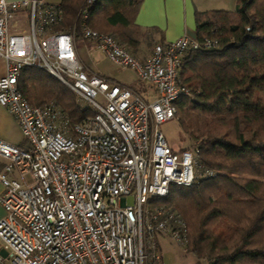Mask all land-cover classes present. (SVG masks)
Returning a JSON list of instances; mask_svg holds the SVG:
<instances>
[{
  "label": "built area",
  "instance_id": "1",
  "mask_svg": "<svg viewBox=\"0 0 264 264\" xmlns=\"http://www.w3.org/2000/svg\"><path fill=\"white\" fill-rule=\"evenodd\" d=\"M89 8L63 30L60 4L0 0V60L6 63L0 106L28 143L0 139V241L8 253L0 264H164L160 238L184 248L188 227L172 208L155 202L171 186L216 176L200 165L196 146L174 151L161 130L178 119V101L191 95L180 76L185 55L201 47L197 38L156 44L143 63L113 36L88 26ZM21 13H27V29ZM80 38L94 42L116 66L135 70L157 98L148 102L131 87L88 73L77 51ZM26 68L49 73L91 115L72 125L53 104L32 106L18 86Z\"/></svg>",
  "mask_w": 264,
  "mask_h": 264
},
{
  "label": "trees",
  "instance_id": "2",
  "mask_svg": "<svg viewBox=\"0 0 264 264\" xmlns=\"http://www.w3.org/2000/svg\"><path fill=\"white\" fill-rule=\"evenodd\" d=\"M88 1L61 2L62 29L73 27L89 6L88 26L113 36L136 57L139 41L147 37L135 21L142 0ZM195 17L201 47L183 59L180 77L191 95L178 101L177 117L200 165L216 176L191 187L171 186L155 204L172 208L186 222L183 249L199 264H264V0H239L235 11H197ZM207 40L217 47H206ZM51 78L26 68L19 90L32 106L53 104L70 124H80L90 111Z\"/></svg>",
  "mask_w": 264,
  "mask_h": 264
},
{
  "label": "crops",
  "instance_id": "3",
  "mask_svg": "<svg viewBox=\"0 0 264 264\" xmlns=\"http://www.w3.org/2000/svg\"><path fill=\"white\" fill-rule=\"evenodd\" d=\"M46 1L54 5L61 4L59 0ZM197 11H211L207 0H142L141 8L135 21L141 31L146 32L147 37L139 41L136 58L145 63L151 58L156 44H168L184 35L197 38L195 17ZM18 20L22 23L23 29H26L27 13H21L18 16ZM79 43L85 46L87 56L90 58L89 67L86 66L80 55ZM77 51L88 73L100 75L121 85L131 87L148 102H152L157 98V92L153 85L141 80L135 70L131 68L123 69L113 64L94 42L78 40ZM5 74L6 63L4 60H0V79ZM0 139L14 146H28L18 122L2 106H0ZM3 167L4 161L0 159V171ZM2 190L3 187L0 183V194ZM4 215L5 211L0 204V220ZM1 250H3V247L0 241V252Z\"/></svg>",
  "mask_w": 264,
  "mask_h": 264
},
{
  "label": "rangeland",
  "instance_id": "4",
  "mask_svg": "<svg viewBox=\"0 0 264 264\" xmlns=\"http://www.w3.org/2000/svg\"><path fill=\"white\" fill-rule=\"evenodd\" d=\"M238 2L239 0H207L209 10L211 11H235L238 6ZM89 42L92 43L91 41ZM79 52L83 59V62L86 64V66L89 67L90 58L87 56V51L82 43H79ZM50 81L55 82L54 78H51ZM77 102L82 104L79 99H77ZM161 130L165 136L168 146L174 151H180L183 148H190V146L192 145V141L190 140L189 136L183 131L178 119H173L165 122L161 125ZM134 204L135 198L133 196H130L128 198V205L134 206ZM160 245L162 249L164 264H199L198 260L192 254L187 253L180 245H178L168 237H161Z\"/></svg>",
  "mask_w": 264,
  "mask_h": 264
},
{
  "label": "water",
  "instance_id": "5",
  "mask_svg": "<svg viewBox=\"0 0 264 264\" xmlns=\"http://www.w3.org/2000/svg\"><path fill=\"white\" fill-rule=\"evenodd\" d=\"M93 1H95V0H93ZM0 255H1L2 257L6 258L7 255H8V253H7L6 250L3 249V250H1Z\"/></svg>",
  "mask_w": 264,
  "mask_h": 264
}]
</instances>
